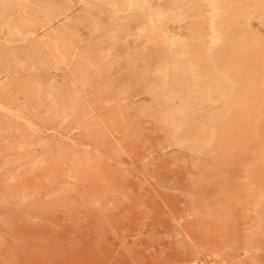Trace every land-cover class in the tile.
I'll return each instance as SVG.
<instances>
[{"label":"rangeland","instance_id":"rangeland-1","mask_svg":"<svg viewBox=\"0 0 264 264\" xmlns=\"http://www.w3.org/2000/svg\"><path fill=\"white\" fill-rule=\"evenodd\" d=\"M198 4L199 19L168 20L164 30L186 37L199 25L206 35V7ZM82 9L73 17L81 50L93 61L116 25L124 27L103 56V77L76 85L82 100L66 119L36 107L18 115L0 108V264H264V104L252 112L262 111L258 117L223 128L212 144L202 141L213 109L202 105L195 117L206 127L193 147L187 136L196 131L172 126L165 112L173 106L157 101L153 64L165 52L159 33L140 13L122 25L104 5L93 11L102 27L94 30ZM250 25L264 37V25ZM204 40L195 46L202 61ZM46 74L40 80L65 92L64 67ZM71 103L66 97L62 112Z\"/></svg>","mask_w":264,"mask_h":264},{"label":"bare ground","instance_id":"bare-ground-1","mask_svg":"<svg viewBox=\"0 0 264 264\" xmlns=\"http://www.w3.org/2000/svg\"><path fill=\"white\" fill-rule=\"evenodd\" d=\"M202 1L206 7L204 11L208 21L207 34L196 30L200 28L198 25L184 30L187 32L186 37H178L164 30V22L174 20L184 23L193 20V15L199 19L203 10L198 0H0V108L18 115L36 107L38 110L46 109L51 112L54 118L66 119L69 112L75 110L76 104L82 100V89H77L76 85L91 80L94 75H103V56L116 48L118 36L124 28L119 24L113 27L109 47L100 51V58L93 61L88 51L81 50V39L77 31L79 18L73 17L74 8L77 5L82 6L81 18L92 19L94 30H100L102 27L99 16L93 11L104 5L111 10L112 15L122 20V25L130 22L134 14L140 13L144 16L149 30L159 33L165 52L163 58H159L161 61L153 64L157 65L155 84L160 86V93L162 92L157 101L164 107L166 104L173 106L169 110L166 108L165 112L170 124L181 131L191 126L196 132L193 137L186 136L193 147L217 142L218 131L221 132L226 127L229 130L233 123L243 122L246 116H250L264 104V37H257L250 30L252 26H249L251 20H257V23L259 21L264 25V0ZM142 31V28L138 29V33ZM204 37L207 46L202 61L195 46ZM125 61L132 63L128 58ZM62 67L67 71L62 80L65 83V92L55 88L52 80H40V75L45 74L47 77L48 71L55 72ZM153 74L151 73V77L155 75ZM16 96L22 98V104L12 102L11 98ZM66 97L75 104L71 103L67 108L68 113L65 114L62 110L67 106L64 105ZM204 104L211 106L213 111L209 112L211 122L208 136L200 144L198 136L206 125L197 121L195 116ZM263 109L260 110L264 111ZM246 122L242 125H246ZM261 125L263 122L260 128ZM246 129L248 128L242 129V133L241 130L237 131L242 136L244 131L249 134L250 127L248 131ZM259 132L264 134V131ZM259 132L258 137L261 136ZM263 136L260 142H263ZM252 138H249L250 141ZM257 144L255 146L258 149Z\"/></svg>","mask_w":264,"mask_h":264}]
</instances>
